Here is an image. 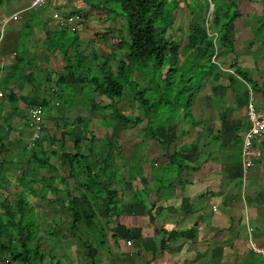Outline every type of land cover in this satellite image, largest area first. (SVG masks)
<instances>
[{
  "label": "crops",
  "instance_id": "obj_1",
  "mask_svg": "<svg viewBox=\"0 0 264 264\" xmlns=\"http://www.w3.org/2000/svg\"><path fill=\"white\" fill-rule=\"evenodd\" d=\"M30 1L4 0L0 4L1 17L12 14L20 17L16 22L7 23L0 40V180L5 179L6 182L9 181L10 174H5L9 170L8 164L23 167L27 161L25 149L35 148H26L31 145L32 133L26 117L28 109L41 110L42 120L45 122L39 138L46 137L50 140L41 143L42 147L47 146L50 151L54 140H57L51 128L52 123L61 120L59 116L62 114H73L84 109L82 105L76 108L65 104L60 106L63 102L60 99L67 100L69 85L73 82L82 84L85 80L82 76L71 75L70 69L65 68V59L72 63L75 60L67 48L64 52L60 51L64 49L63 36L73 38L89 29L106 39L102 33L110 35L118 30L115 24L114 27L110 24L106 26L107 20L112 21L117 16L114 17L113 13L105 10L108 5L102 0H47L41 8L28 9ZM9 2L12 7L5 8L3 4ZM73 11H78L83 17L82 29L78 33L67 32L52 19L54 13L64 17ZM93 37L88 36V49L98 48L97 45L101 44L100 37ZM228 37L230 36L227 35ZM55 41L62 44H55ZM82 41L79 38L77 44L81 53H86L81 45ZM117 41L111 38L113 46L106 40L103 44L108 43L106 46L113 49ZM88 54L101 57L105 52L90 50ZM219 54L229 57L224 60L225 64L234 62L236 67L245 70L250 81L264 83L262 45L257 48L248 47L238 53L229 48L225 52L221 48ZM74 78L79 79V82ZM204 86V94L199 106L195 108L199 126L194 128L184 121L182 127L178 126L179 122L175 126L176 132L184 131L178 136L177 146L186 147L181 158L185 159L191 169L174 176L167 174L155 177L154 173L151 174L152 182H146L143 186L151 187L155 179H160L159 182L165 186L157 195L151 192L153 196L149 197L148 194L150 201L147 203L159 198L156 203L158 208L152 211V222L147 221L145 214L134 218L133 226L138 231L127 242L131 247L135 246L133 252L142 245L150 253L157 248L158 241L162 238L160 233L154 234V230L162 229L175 233L177 237L173 236L162 253L151 259L153 262L149 264H264V257L248 252V244L251 242L264 245V136L258 144L261 157L248 170L245 178L241 177L239 163L241 137L246 129L244 107L250 86L237 80L229 88L226 87L225 79H219L217 84L207 81ZM80 88L81 86L79 90ZM254 94V98L261 102V95ZM53 108L58 109L55 112ZM72 127L73 120L70 124L71 129ZM56 128L59 133L61 128ZM51 158L48 157L49 164ZM167 158L164 157L163 162L167 161L168 164ZM56 163L54 159L52 166ZM50 168L51 171L54 170ZM1 184L3 183L0 182V188ZM134 211H138V208ZM122 248L127 252L132 251L126 250V246H121Z\"/></svg>",
  "mask_w": 264,
  "mask_h": 264
},
{
  "label": "trees",
  "instance_id": "obj_2",
  "mask_svg": "<svg viewBox=\"0 0 264 264\" xmlns=\"http://www.w3.org/2000/svg\"><path fill=\"white\" fill-rule=\"evenodd\" d=\"M3 1L0 0V4ZM203 1L205 10L208 2L207 0ZM213 1L216 3H212V1L210 3L209 26L215 31L214 35H207L202 26L201 28L190 27L183 45L184 56L180 62L177 59L180 43L173 37L175 32L173 18L179 4L177 0H169V2H165V0L101 1L108 5L105 7L108 13L118 10L116 15H119L124 21V35H119L115 44V52L119 50L120 58L116 59V54L112 51L106 53L98 62H96L95 54L91 56L95 77L89 81L90 86L87 88L90 99L88 103L79 102L85 109H88L89 117L84 125L81 118H73V129L70 128L71 130H67L66 120H64L56 141H59L60 144L64 138L69 140L70 145L66 147L65 151H50L47 146L42 147V142H50L46 137L34 140L33 146H38V151H35L34 148L27 151L25 149V153H27L25 156L27 161L23 165L25 168L20 170L15 177L14 188H19L20 191L14 200V207L5 200H0V258L5 255L7 259L6 257L4 259L14 264H42L50 256V251L46 254L40 252L39 240L35 238L38 231L35 222L37 216L32 205L27 201V198L31 196L38 201L59 207L58 214L65 215L69 234L76 239V259L82 264H96L97 247H101L102 242L99 241L97 246H94L93 238L89 239L86 234L81 235V229L78 227L85 226L90 232L92 231L94 234L100 232V235L103 236L100 222L102 220H118L121 215L119 203L121 202L120 191L122 189L115 187L118 183H114V180L118 181L116 174H119L120 184L126 183L125 168L129 172L130 179H133L135 175L141 176L138 165L146 154L143 152V157L137 159L136 156H140L138 150L141 146L148 142L155 143L163 158L168 157V165H172L177 174L183 170L191 169L185 159L181 158L186 147L177 146L178 136L184 131L178 133L175 129L178 119L174 113L179 107L176 100L168 99L172 90L165 87L173 84V81H167L168 79L173 80L175 77L188 74L184 80L187 82L198 75L197 85L193 86L195 92L200 90L205 80L217 84L219 79H225L226 87L231 88L240 79L250 85L251 91L264 97L263 82L250 81L251 78L245 70L236 67L234 62L225 64L224 62L229 57L221 56L219 54L221 51L217 54V48H222L225 52L228 48L232 51L231 41L228 40L226 31L230 25L241 18V14L236 3L232 0ZM110 6L117 7V10H113ZM197 7L201 9L200 4ZM231 8L233 9L230 10ZM70 14L80 15L78 11H73ZM263 29L264 20H261L254 32L260 37L262 48H264V38L261 37ZM78 57L74 62L76 64L65 59L67 62L65 68L70 69L73 66L74 70L79 73L73 74L76 77L80 75L85 78L91 72L88 67L90 64L84 65L80 54ZM212 59L220 67L213 64ZM163 65L165 68L162 71ZM223 70H231L232 74ZM180 91L178 90L173 97H176ZM189 95L191 96V94ZM192 96L186 99L182 107L191 103ZM96 97L106 100L107 103L97 100ZM122 98H126L129 103L137 106L138 111L140 110L138 115L129 117L119 111L116 103ZM171 105L176 107L170 109L171 117L167 118L168 120L163 125L156 123L159 118L158 114L153 116V119L148 118L147 114L150 115L157 107ZM95 114L99 117L98 126L104 128L110 124L108 128L111 134L103 136L101 139L95 138L90 129L92 126L89 123ZM182 117L187 119L192 127L199 126L198 122L190 118L187 111L183 113ZM136 125L143 126L142 134L145 136V141L138 139V142L132 145L133 150L130 157L126 159L117 155L119 163H114L115 156L112 152L117 149L115 140L122 131L134 128ZM38 152H40L39 157H36ZM50 156L57 161L56 165L52 166L48 163ZM55 166L63 169V175L50 173V167L57 169ZM132 168L134 169L133 175ZM119 169L120 173H118ZM43 170H45L44 174L40 175ZM68 181H71V185H68ZM0 182L3 183L1 189L7 187L5 180L1 179ZM35 184H39L38 189L34 187ZM57 184H60L61 188L57 187ZM156 186L159 184L151 185V187L142 186L140 190H136L142 199L132 200L133 203L144 208L148 222H152V211L158 208L156 203L159 202V198L156 197L155 202L146 204L144 200L151 192L157 195L159 189ZM130 191L132 192V190ZM116 223L114 222V225ZM60 225L61 222L55 223L52 227L54 230L45 232L46 235L56 240L61 233ZM78 231L81 237L75 235ZM158 233L162 238L158 241L157 250L150 252L152 259L156 255H160L168 243L173 240V236H176L175 233L162 229L154 230V234ZM112 242L116 246L117 242ZM118 248L121 246L118 245ZM135 256L137 257L138 253ZM50 264H57V262L52 260ZM108 264L113 263L109 262Z\"/></svg>",
  "mask_w": 264,
  "mask_h": 264
},
{
  "label": "rangeland",
  "instance_id": "obj_3",
  "mask_svg": "<svg viewBox=\"0 0 264 264\" xmlns=\"http://www.w3.org/2000/svg\"><path fill=\"white\" fill-rule=\"evenodd\" d=\"M179 2L178 7L176 8L175 15L173 18L174 24H173V30L175 31L173 34V37L180 43L179 50L177 52V59L178 62H180L184 56V51H183V45L185 43V37L188 34V31L190 27L197 26L201 28V26L204 28L205 32L207 35L212 36L214 35L215 31L213 29H210L209 23H210V7H211V1L212 3H216L213 0H207L208 5L207 9L204 10V1L203 0H177ZM233 2L236 3L238 10L240 14L242 15L241 18L234 22L232 25L229 26L227 29V35L230 37L228 38H233L235 39L234 41H231V47L232 51L234 50L235 53L241 52V50H245L246 48H257L262 45L260 37H258L254 30L258 24L259 21L264 20V0H232ZM165 2H169V0H165ZM201 5V9H199L197 6ZM2 5V4H1ZM94 5V4H93ZM197 5V6H196ZM3 6L6 8H11L12 4L9 3H4ZM110 8H113V10H117V7L115 6H110ZM231 8L230 10H232ZM192 14H191V13ZM118 14V10L114 11L112 16L116 17L112 21L109 19L106 21V26L113 25L117 26V31L112 32L110 35L107 34L106 39H102L101 36L96 35L97 32L93 30H83L81 33H79L76 36H73L71 38L70 36L64 35V40H63V48L60 51H67L72 53L74 55V60H77L79 57L78 55L80 54L82 57V63L84 65L90 64L88 67L90 68L89 75L85 77V80L83 81L82 84H78L76 82H73L69 85L70 87V92L67 95V100L66 99H60L59 101L65 100V102H61L60 106L68 105L70 107L76 108L77 106H80L79 102H89V96H88V86H90L91 80L94 79V67L91 65V56H89L88 52L90 50H94L96 53H101L105 52L109 53V51H112L114 54H116V59L120 58V53L119 50L115 52V48H110L109 46H106V44H110L113 46L114 43H111L110 40L111 38H114L118 40L119 34L122 36L124 35V21L121 20L122 18ZM257 15V16H256ZM121 18H119V17ZM121 21V22H120ZM116 28V27H115ZM215 30V29H214ZM231 30L233 32L231 33ZM217 32V31H216ZM264 29L262 30L261 37L263 36ZM91 35V38L93 35L100 37V45H97V47H94V49H88L89 46H87L86 42H89L90 40L88 39V36ZM255 35V36H254ZM81 38L83 41L81 42V45L84 47V50H86V53H81V48L77 44V40ZM94 39V37H93ZM106 40L105 45L103 42ZM59 41V40H58ZM55 41V44H58L59 42ZM62 44L60 42L58 45ZM216 45V44H215ZM103 50H102V48ZM217 48V45L215 46ZM246 47V48H245ZM91 48V47H90ZM221 49L217 48V54L220 52ZM93 52V51H92ZM119 55V56H118ZM103 58V56H101ZM101 57L97 56L96 62L100 60ZM217 57V55H216ZM101 58V59H102ZM71 63V62H70ZM76 64V63H74ZM85 68L87 66H84ZM165 68V65L162 66L161 70ZM70 73L71 75L74 74H79L77 71L74 70L73 66L70 68ZM74 73V74H73ZM194 76L196 75L195 73L193 74ZM76 76V75H74ZM80 76V75H79ZM81 77V76H80ZM188 77V74H185V76L181 77H175L173 80L168 79L167 81H173V84L166 86V89H171L172 94L168 95L169 100H176V104L179 107V109L174 113L176 118L178 119V122L180 123L178 126L182 124L184 121L185 123H188L189 121L187 119H184L182 117L183 113L187 111L189 113L190 118H192L194 121L198 119V115L195 112V108L199 106L200 98L204 94L203 92L205 91V86L207 81L205 80L203 86L204 89L202 90V87L200 90L195 92V89L193 86L197 85V78L198 75H196L193 79L190 81L184 82L186 78ZM216 78V77H214ZM75 80L77 78H74ZM194 81V83H193ZM77 82H79V79H77ZM192 82V84H191ZM209 82V81H208ZM81 86L80 90L79 87ZM163 87V86H162ZM181 90L179 93H177L176 97H173V95L178 91ZM202 90V93L200 94V91ZM194 92V93H193ZM193 93V96H192ZM189 94H191V103L189 105H185V107H182V105L185 103L186 99L191 97ZM200 94V95H199ZM97 100H102L103 102H106V100L101 99L96 97ZM52 104H54L52 102ZM117 108L119 111L129 117H134L138 115V108L135 104L129 103V101L126 98H122L119 102L116 103ZM176 107L175 105L171 106H165V107H157L155 110H153L150 115L147 114L148 118L152 117L158 114L157 124L161 123L162 125L166 120H168L171 117L172 111H170L171 108ZM58 108H53L55 112L57 111ZM200 109V108H198ZM76 113V114H74ZM73 114L72 113H66L62 114L59 116V120L57 123H52L53 126H51L53 134L56 135L58 138V129L56 128L61 127L63 125L64 120H66V127L67 130L70 129V124H72V120L75 117L81 118L82 119V124L87 123V119L89 117L88 109H81L80 112L75 111ZM140 114V113H139ZM146 116V117H147ZM26 117L28 118V115L26 113ZM93 120L91 123H89L92 128L91 131L94 134V137L97 139H101L103 136H108L111 134L110 129L107 127H100L98 126V120L99 117L97 114L92 117ZM91 118V119H92ZM149 118V119H150ZM168 118V119H167ZM58 119V117L56 118ZM29 120V119H28ZM44 123V119L42 120ZM173 121L171 120V123ZM97 125V126H96ZM143 125V124H142ZM142 125H136L134 128L131 129H126L122 131L118 138L115 140V146L117 149H115L112 153L113 156H115L114 163L118 164L119 159L118 157L121 156L123 158L128 159L131 155V152L133 150V143H137L138 139L141 141H145V136L142 134ZM172 126V125H171ZM80 128V127H79ZM71 130V129H70ZM56 131V132H55ZM54 146L52 147V151H65L66 147L69 146L70 142L68 139L64 138L63 142L56 141L54 140ZM35 151L39 150V147L36 146L34 148ZM119 151V152H118ZM140 156H136L137 159H141L143 157L142 153L144 154L145 157L142 159V162L138 165V170L139 174L141 176H134L133 179H130L129 177V172H127V168H125V173H124V178L126 180V183L121 185L120 182V177L119 174H116V180H114V183H118L117 186L115 187H121L122 189L120 191L121 195V202L119 203V208H121V215L118 217V220H102L100 224L102 225V230L104 235L101 236L100 232H97L94 234V232H90L89 229H87L85 226H79L78 228L81 229V235H88L89 239L93 238L94 246H97V243L100 241L101 247H97V256H96V264H108L109 262L113 264H145V262H153L152 257L150 253L147 252L149 249H145L144 246L139 245L137 248L138 250L134 249L133 252V247H126V250H132V251H125L121 248H118L119 246H125V243L129 241V239H132L134 235L137 234L138 229L133 226V220L134 218L144 216V210H142L141 206H137L135 203L132 202L133 199H136V201L142 199L141 195L136 192L137 189L140 190V187H142L144 184L146 185V182L149 183L150 181L152 182V173H154L155 177H158L156 175H175L176 171L174 170V167L172 165H168L167 161L164 163L163 156L160 154L158 147L155 145V143L148 142L146 145L141 146V148L138 150ZM136 152V151H135ZM40 152L37 153L36 157H39ZM119 155V156H117ZM154 155V156H153ZM117 156V157H116ZM156 157V159H155ZM50 165L54 163V158L52 157L50 159ZM9 170L5 172V174H9L8 182H7V188L5 187L4 189H0V200H5L8 204H11L14 207V200L20 191L17 188H14L13 186L16 184L15 182V177L17 176V173L20 172V170L24 169L22 165H11L8 164ZM31 166V164H29ZM56 165V164H55ZM6 167V166H5ZM56 167V166H55ZM8 168V167H6ZM57 169H54V171H51L50 173H57L60 175H63V169L56 167ZM134 169H131V173L133 175ZM120 173V169L118 171ZM11 176V177H10ZM5 180V179H3ZM160 179H155L154 182L151 185L154 186L155 184H159V186H156L157 189L162 190V184L159 182ZM7 181V180H5ZM2 185V184H1ZM13 185V186H12ZM68 185H71V181H68ZM39 184H35V188H38ZM57 187L61 188L60 184H57ZM132 190V192L130 191ZM135 191V193H134ZM137 195V196H136ZM145 195V194H144ZM143 195V196H144ZM153 194L149 193V197H152ZM28 197V196H27ZM132 197V198H131ZM131 198V199H130ZM148 198L144 200L145 204L148 202ZM155 199H152L154 201ZM27 201L29 202L30 205H32L34 209V213L37 216V220L35 221L37 226H38V231L37 234L35 235V238H38L39 240V249L40 252L43 254L47 253L48 251L51 252L50 256L48 257L46 255V258L44 260V263L42 264H50L52 263V260L54 262H57V264H82V262H78L75 256V249H76V239L71 237L69 234V226L67 223V218L65 217L64 214H58V211H60L58 206H53L52 204L45 203L38 201V199L32 198L31 196L27 198ZM150 201V200H149ZM138 208V211H134V209ZM141 219V218H140ZM58 222H61V233L60 235L62 238L60 239L57 237L56 240L53 239V237L47 236L45 232H52L54 230L53 225ZM114 222H117V226L114 225ZM147 226V225H146ZM76 236H80L79 231L76 232ZM112 235H115V237H112ZM46 237H50L47 239ZM91 237V238H90ZM126 239V240H125ZM112 241H116L117 244L116 246L113 245ZM157 250V248L155 249ZM136 253H138V256L136 258ZM6 256L3 255L2 258H0V264H14L13 262L6 261L4 258ZM135 258V259H134ZM7 259V257H6ZM52 259V260H50Z\"/></svg>",
  "mask_w": 264,
  "mask_h": 264
},
{
  "label": "built area",
  "instance_id": "obj_4",
  "mask_svg": "<svg viewBox=\"0 0 264 264\" xmlns=\"http://www.w3.org/2000/svg\"><path fill=\"white\" fill-rule=\"evenodd\" d=\"M46 0H31L28 9L40 7ZM56 18V16H53ZM20 19L18 14H12L7 17H0V40L7 23L16 22ZM69 26L70 31L79 30L78 19L67 17L65 20ZM28 119L32 127V135L30 140H36L40 134V116L39 109H29L27 111ZM244 117L246 121V129L241 140V147L239 153L241 176L244 177L247 171L252 168L260 158L258 150V143L264 136V103L262 108H256L253 105L252 97H249L245 108ZM250 232V229H249ZM128 245V243H126ZM248 252L258 257H264V245H258L254 242L248 244Z\"/></svg>",
  "mask_w": 264,
  "mask_h": 264
},
{
  "label": "clouds",
  "instance_id": "obj_5",
  "mask_svg": "<svg viewBox=\"0 0 264 264\" xmlns=\"http://www.w3.org/2000/svg\"><path fill=\"white\" fill-rule=\"evenodd\" d=\"M47 1V0H46ZM46 1L44 2V4L46 3ZM31 2V1H30ZM43 4V5H44ZM42 5V6H43ZM42 6H40V7H37V8H41ZM37 8H33V9H37ZM71 12H69L68 14H66L64 17H59V16H57V14L56 13H54L53 15H52V19H54L60 26H62L63 28L62 29H64L65 28V30L67 31V32H69V33H78L82 28H81V26H82V19H83V17H82V15L80 14V15H74V14H70ZM210 13H211V7H210ZM53 16H56V18H54ZM1 17V16H0ZM67 17H72V18H74V19H78V22H77V24H79V30H77V31H70V29H69V26L66 24V22H65V20H66V18ZM122 20V19H121ZM102 34H105V35H103L104 37H106L107 36V33H102ZM119 35H121V34H119ZM114 48H115V45H114ZM119 56V55H118ZM212 63L213 64H215L216 66H219L220 67V65L217 63V62H215L213 59H212ZM223 71H225V72H228L229 74H232V72H231V70H223ZM240 80V79H239ZM249 85V84H248ZM250 86V85H249ZM1 95V94H0ZM254 96H255V94H254V92L253 91H251V88H248V91H247V98H246V102H247V100H248V98L249 97H252V100H253V105L256 107V108H262L263 107V103H264V97H262V96H260V99L262 100L261 102L260 101H257L255 98H254ZM246 102H245V105H246ZM245 108V107H244ZM30 109H34V108H30ZM37 109H39V108H37ZM29 110V109H28ZM27 110V111H28ZM40 112H41V110H40ZM244 119H245V117H244ZM245 124H246V121H245ZM42 126H43V122H42V116H40V134L42 133ZM245 131V130H244ZM244 133V132H243ZM40 134H39V136H40ZM31 135H32V133H31ZM39 136H38V138H39ZM31 138V137H30ZM37 138V139H38ZM242 138H243V135H242V137H241V140H242ZM263 138V137H262ZM31 141V140H30ZM33 142H34V140L33 141H31V145H27V149L28 148H32V146L34 145L33 144ZM259 144V143H258ZM240 147H241V143H240ZM258 150H259V147H258ZM260 152V151H259ZM239 153H240V151H239ZM260 157H261V155H260ZM260 159V158H259ZM239 163H240V160H239ZM257 163V162H256ZM241 169V168H240ZM251 169V168H250ZM249 169V170H250ZM240 174H241V172H240ZM247 174H248V171H247ZM242 177V176H241ZM242 178H245V177H242ZM7 188V187H6ZM1 189V188H0ZM8 189V188H7ZM126 243H128V245H126ZM125 243V246L126 247H128V246H130V243L129 242H126Z\"/></svg>",
  "mask_w": 264,
  "mask_h": 264
}]
</instances>
